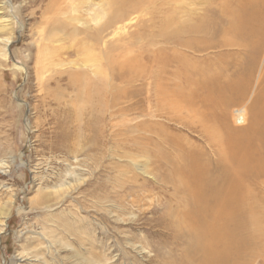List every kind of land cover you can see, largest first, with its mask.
I'll return each mask as SVG.
<instances>
[{"label":"rangeland","instance_id":"374dc122","mask_svg":"<svg viewBox=\"0 0 264 264\" xmlns=\"http://www.w3.org/2000/svg\"><path fill=\"white\" fill-rule=\"evenodd\" d=\"M162 1L143 4L154 10L153 5L160 7ZM181 1L186 12L172 13L178 20L190 19L187 10L195 8L199 15L205 7V0L176 3ZM219 2L210 8L219 7ZM89 4L6 0L0 6V25L11 22L9 31L0 32V41H11L7 53L0 52V163L5 162L0 170V207L7 213L3 231L0 227V264H191L187 230L174 220L183 211V196L174 191L179 180L169 175V160L178 157V146L166 142L162 130L125 132L124 125L162 123L181 136L176 140L181 147L187 140L200 145L202 141L177 122L151 119L139 111L109 120L105 106L99 110L87 105V84L71 80L72 68H83L82 49L88 54L97 50L86 38L95 30L83 33L81 27L74 35L71 25H81L70 17L92 21ZM149 7L123 21L112 41L134 32L138 18L140 25H150ZM106 21L107 16L100 17L96 28ZM59 29L65 39L57 35ZM53 47L60 48L64 65H58ZM104 71L110 78L119 76L114 67ZM81 72L90 75L86 69ZM138 85L125 86L127 99L137 101L146 115L155 109L146 107V90ZM101 86L97 94L90 92L92 98L111 95Z\"/></svg>","mask_w":264,"mask_h":264},{"label":"bare ground","instance_id":"6f19581e","mask_svg":"<svg viewBox=\"0 0 264 264\" xmlns=\"http://www.w3.org/2000/svg\"><path fill=\"white\" fill-rule=\"evenodd\" d=\"M178 1L164 0L152 10L144 0H88L92 10L86 12L92 21L70 17L81 25L70 29L74 35L81 27L83 33L95 30L86 38L97 50L94 54L81 50L82 69L90 75L76 64L71 80L86 82L87 105L99 110L105 106L109 120L139 111L151 119L177 122L202 141L200 145L187 140L181 147L176 142L181 136L162 123H124L125 132L162 130L166 142L178 146V157L169 158V175L179 180L174 191L183 196V211L174 220L187 230L184 238L193 257L191 264H264V0H205L199 15L195 8L187 10L186 16L192 15L187 21L172 17L186 12L182 10L185 3ZM218 2L219 7L210 8ZM5 4L6 0H0V6ZM148 7L152 18L146 23L150 25H140L138 18L134 32L112 41L125 20ZM105 16L104 26L96 28L98 19ZM10 29L11 22L0 25L1 33ZM60 29L57 35L64 38ZM10 42V37L0 41L2 55ZM54 49L62 65L60 48ZM172 63L175 66L170 68ZM106 67H114L119 76H107ZM16 68L23 69L22 65ZM257 71L261 72L258 77ZM135 84L145 88V104L153 112L144 115L146 110L137 101L127 99L125 86ZM99 86L111 95L92 98ZM4 166L1 162L0 170ZM6 222L5 206L0 207L2 231Z\"/></svg>","mask_w":264,"mask_h":264}]
</instances>
